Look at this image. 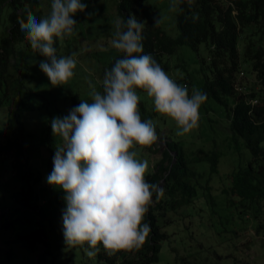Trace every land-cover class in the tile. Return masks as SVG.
Instances as JSON below:
<instances>
[{
    "label": "trees",
    "instance_id": "16d2710c",
    "mask_svg": "<svg viewBox=\"0 0 264 264\" xmlns=\"http://www.w3.org/2000/svg\"><path fill=\"white\" fill-rule=\"evenodd\" d=\"M141 1L119 0L118 15L125 22L130 16L140 21L138 5ZM38 4V0H0V109H7L9 113L7 130L0 136V156L2 160H10L12 177L18 182L16 191L11 194L12 199L27 211L28 222L36 217L39 219L35 230L25 236L19 235L29 247L35 248L36 244L43 247L35 264L157 262L160 245L168 238L159 225V220L164 222L166 213L175 214L182 207L199 200L201 195L207 197L213 208L217 206L211 193L215 187L210 182L211 176L218 173L220 160L223 180H216V183L221 181L217 191L225 197V205L242 208L247 213L249 211L257 224L256 233L264 230V0H178L175 22L177 37L165 35L158 27L145 26L142 33L143 54H150L166 73L170 70L168 58L179 47L188 46L197 50L201 44L206 46L209 76L204 77L202 91L207 99L219 106L223 120L221 129L228 134L224 138L227 149H198L188 157L181 141L168 139L159 161L145 176L149 183L158 184L164 189L159 199L153 194L152 203L145 215L144 222L151 227L145 243L139 250L122 251L112 257L101 250L94 258L87 257L81 248H69L64 241L57 242L51 227L44 224L50 221L53 213L39 206V195L34 188L39 183V175L35 174L37 171L30 165L31 148L25 142L27 135L17 107L21 104L17 95L25 86L16 64V56L18 44L23 43L31 50L18 21L26 19V9L31 10L38 19L42 17ZM55 47L59 58L58 42ZM121 57L122 54L118 53L103 69L101 81L105 70H110L115 60ZM244 71L254 75V84L247 86L243 83ZM97 90L102 91L101 83ZM139 109L142 120L153 121L155 112L147 113L146 104L142 100ZM154 126L158 135V126L155 123ZM45 141L54 155L56 146L49 133ZM240 141L251 158L232 166L228 156L234 155L236 148L240 147ZM144 150L149 155L159 152L156 143ZM200 163L207 167L197 170L194 166ZM205 173L209 174L208 179H205ZM48 204L49 207L52 205L50 201ZM50 209L54 211L53 207ZM30 211H34L36 216L30 218ZM168 221L170 223V218ZM62 227L63 224L60 229ZM64 251L71 252L69 258L65 257Z\"/></svg>",
    "mask_w": 264,
    "mask_h": 264
},
{
    "label": "rangeland",
    "instance_id": "374dc122",
    "mask_svg": "<svg viewBox=\"0 0 264 264\" xmlns=\"http://www.w3.org/2000/svg\"><path fill=\"white\" fill-rule=\"evenodd\" d=\"M38 2L41 15H46L51 0H38ZM81 2L87 7L84 12H78L73 17L77 24L74 35L58 41L60 57L77 54L74 76L67 84L62 87H52L39 68V62L45 58L33 53L23 43L17 46L16 64L24 78L25 86L17 95V98L21 99V104L19 103L17 107L27 135L25 142L31 148L30 165L35 172L37 171L35 174L39 175V183L34 186L39 195V206H43L45 210L49 209L50 214L53 213L50 221L44 224L46 227H51L57 242L64 241L63 227L60 229L62 225L60 213L66 208V203L63 191L48 186L47 183V176L53 169L54 157L45 141L48 133L54 139L55 146L61 143L59 137L53 136L50 122L54 117L67 116L78 106L80 100L91 102L88 82L91 81L98 88L103 69L118 55V52L111 48L110 41L117 20L122 19L117 13L119 0H81ZM173 2L174 0H142L138 5L141 13L140 21L144 22L145 26H153L154 18L160 15L164 19L158 28L169 37H177L175 23L177 10H169ZM175 2L178 9V0ZM240 50L242 53L241 45ZM168 61L170 70L167 73L177 83L187 86L189 95L193 89L203 93L204 77L209 76L208 51L204 44L199 45L197 50H192L188 46L179 47ZM242 78L247 86L255 82L254 75L246 71ZM139 95L146 104L147 113L155 112L153 103L146 93ZM8 117L7 109H0V135L7 130ZM153 121L157 124L160 133L156 141V148L160 151L149 155L143 148L138 152L140 159L148 161L147 173L159 161L160 152L164 149L167 139L181 141L188 157L198 149L205 151L227 149L224 138L228 134L221 129L223 120L219 106L210 99L206 98L199 109L198 127L184 136L176 134L177 127L173 121L156 112ZM1 142L0 139V144ZM250 158L249 151L240 141V147L236 148L234 155L228 156V161L232 166H236ZM203 166L207 167L204 163L195 164L194 167L202 170ZM221 170L223 166L220 160L218 173L211 176L210 182V185L215 187L211 191L216 200L215 208L208 203L205 195H201L199 200L182 207L175 214L166 213L164 222L162 219L159 220L160 230L165 232L168 238L161 243L158 260L152 264H264V230L256 233L257 224L249 211L247 213L242 208L225 205V197L217 191L218 183L221 181L216 183V180H223ZM227 170L228 168L225 171ZM208 177L209 174L205 173V179ZM17 186L18 182L12 177L10 160H2L0 156V211L2 212L0 264H35L37 257L43 252V247L40 248L37 244L35 248L29 247L19 235L25 236L35 230L39 219L36 217L32 222H28L27 211L21 209L18 201L12 199L11 194L16 191ZM49 201L52 204L50 207ZM52 207L53 212L50 209ZM29 214H31L30 218L36 216L34 211H30ZM63 254L69 258L71 252L64 251Z\"/></svg>",
    "mask_w": 264,
    "mask_h": 264
},
{
    "label": "clouds",
    "instance_id": "9594fccd",
    "mask_svg": "<svg viewBox=\"0 0 264 264\" xmlns=\"http://www.w3.org/2000/svg\"><path fill=\"white\" fill-rule=\"evenodd\" d=\"M86 7L81 0H51L46 15L38 19L26 9V19L18 21L32 52L45 58L39 68L52 87H62L74 76L77 54L58 58L55 45L74 35L73 17ZM169 10H177L175 0ZM163 19L155 17L153 27ZM144 28L134 16L127 22L118 19L110 45L122 57L105 70L102 91L89 81L91 102L80 100L67 116L50 122L61 143L47 183L64 193V243L83 249L89 258L101 250L109 257L139 250L151 232L144 220L153 194L159 199L164 193L145 179L148 161L138 157L160 134L151 119H141L138 93H146L154 111L175 123L178 136L198 127L199 109L207 98L198 89L189 95L187 86L170 77L150 54H143Z\"/></svg>",
    "mask_w": 264,
    "mask_h": 264
},
{
    "label": "crops",
    "instance_id": "0c3cea01",
    "mask_svg": "<svg viewBox=\"0 0 264 264\" xmlns=\"http://www.w3.org/2000/svg\"><path fill=\"white\" fill-rule=\"evenodd\" d=\"M1 136V135H0Z\"/></svg>",
    "mask_w": 264,
    "mask_h": 264
}]
</instances>
